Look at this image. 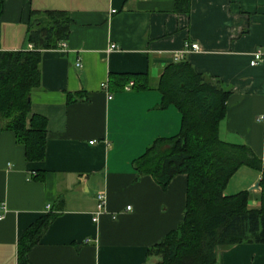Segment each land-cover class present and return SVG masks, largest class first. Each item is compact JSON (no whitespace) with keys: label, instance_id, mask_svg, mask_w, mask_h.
<instances>
[{"label":"crops","instance_id":"obj_1","mask_svg":"<svg viewBox=\"0 0 264 264\" xmlns=\"http://www.w3.org/2000/svg\"><path fill=\"white\" fill-rule=\"evenodd\" d=\"M45 11L67 14L69 33L65 47L41 52L30 93L31 114L46 122L44 160L27 161L14 133H0V264H17L23 232L45 215L54 218L30 264H151L148 249L183 220L187 184L177 175L161 189L133 167L181 128L179 111L161 107L157 80L186 62L220 82L231 94L219 138L264 161V0H3L0 51L29 50L31 13ZM256 52L263 61L252 67ZM112 74H147L151 89H112ZM259 180L242 168L225 194L247 190L257 210L260 188L249 189ZM99 193L104 212L93 223ZM216 264H264V244L237 245Z\"/></svg>","mask_w":264,"mask_h":264},{"label":"trees","instance_id":"obj_2","mask_svg":"<svg viewBox=\"0 0 264 264\" xmlns=\"http://www.w3.org/2000/svg\"><path fill=\"white\" fill-rule=\"evenodd\" d=\"M3 0H0V14ZM28 41L32 50L0 51V133L11 131L23 146L27 161L45 158L46 122L31 114L30 93L40 85L41 52L55 50L68 38L64 12L31 13ZM151 89L147 74H112L108 86L123 91ZM161 107L181 114L177 135L154 141L135 161L138 176L149 175L166 189L185 175L186 204L182 222L147 251L151 264H216L222 252L241 244H264V161L242 144L219 138L231 94L220 82L197 74L186 62L167 66L157 80ZM260 174L257 210L248 209L250 193L226 195L230 179L240 170ZM54 216L45 215L29 226L17 244V264H30L29 250L39 241Z\"/></svg>","mask_w":264,"mask_h":264},{"label":"built area","instance_id":"obj_3","mask_svg":"<svg viewBox=\"0 0 264 264\" xmlns=\"http://www.w3.org/2000/svg\"><path fill=\"white\" fill-rule=\"evenodd\" d=\"M60 47H61V48L65 47L64 43H60V44L58 45V48H60ZM114 48H115V46H114V45H111L109 49L112 50V49H114ZM32 49H33V47L30 46V47H29V50H32ZM196 50H198L197 45H190V46L185 45L184 53H186V52H188V51H196ZM262 58H263V56H262V54H261L260 52H256V53H254V54L252 55V60L250 61V66H252V67H253V66H257L259 63H261V62L263 61ZM175 59H176V61L179 60V59H180V56L176 57ZM76 66L79 67V63H77ZM132 85H133V84L130 82V83L125 87L124 90H131ZM102 88L106 91V90H107V85H106V84H103V85H102ZM108 98H109V97H108ZM259 120L262 121V122L264 123V114L260 116ZM34 175H35V174H32V177H34ZM96 202H97V203H96L95 213H94V216L92 217V222H93V223H97L99 215L102 214V213L104 212L105 196H104L103 193H99V194H97V196H96ZM129 209H130V208L127 207V210H129Z\"/></svg>","mask_w":264,"mask_h":264},{"label":"water","instance_id":"obj_4","mask_svg":"<svg viewBox=\"0 0 264 264\" xmlns=\"http://www.w3.org/2000/svg\"><path fill=\"white\" fill-rule=\"evenodd\" d=\"M259 189V183H256L252 188L249 189V191H257Z\"/></svg>","mask_w":264,"mask_h":264}]
</instances>
